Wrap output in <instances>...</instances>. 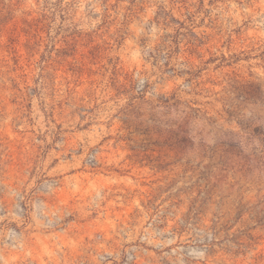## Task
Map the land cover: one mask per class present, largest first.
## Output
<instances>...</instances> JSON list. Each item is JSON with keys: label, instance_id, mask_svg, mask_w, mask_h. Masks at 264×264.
<instances>
[{"label": "rangeland", "instance_id": "374dc122", "mask_svg": "<svg viewBox=\"0 0 264 264\" xmlns=\"http://www.w3.org/2000/svg\"><path fill=\"white\" fill-rule=\"evenodd\" d=\"M259 100L264 0H0V264H264Z\"/></svg>", "mask_w": 264, "mask_h": 264}, {"label": "trees", "instance_id": "16d2710c", "mask_svg": "<svg viewBox=\"0 0 264 264\" xmlns=\"http://www.w3.org/2000/svg\"><path fill=\"white\" fill-rule=\"evenodd\" d=\"M257 92V91H256ZM258 93H259V98L261 97V93L260 90L258 89ZM253 105H256L257 103H251ZM259 106L261 107L260 109H264V102L262 100H259ZM187 122H181L177 125H175V129L174 130H170L169 133H173L174 135H176L177 137L180 138V141L184 142V140H186V136H187V127H186ZM241 128L243 130H247V135L249 137V139L252 138H256L259 141V146L264 147V127L260 126L258 128H254V129H250V126L248 125H241ZM175 132V133H174Z\"/></svg>", "mask_w": 264, "mask_h": 264}]
</instances>
